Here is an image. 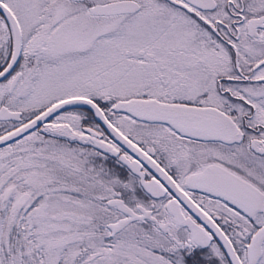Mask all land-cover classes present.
I'll list each match as a JSON object with an SVG mask.
<instances>
[{
	"label": "snow or ice",
	"instance_id": "snow-or-ice-1",
	"mask_svg": "<svg viewBox=\"0 0 264 264\" xmlns=\"http://www.w3.org/2000/svg\"><path fill=\"white\" fill-rule=\"evenodd\" d=\"M0 264H264V0H0Z\"/></svg>",
	"mask_w": 264,
	"mask_h": 264
}]
</instances>
